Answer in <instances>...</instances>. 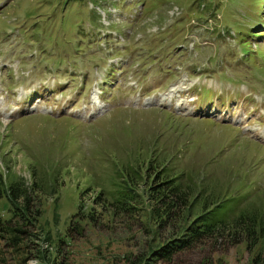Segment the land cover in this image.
Segmentation results:
<instances>
[{"label": "rangeland", "instance_id": "1", "mask_svg": "<svg viewBox=\"0 0 264 264\" xmlns=\"http://www.w3.org/2000/svg\"><path fill=\"white\" fill-rule=\"evenodd\" d=\"M238 28L264 30V0H0V191L44 187L27 192L45 259L26 264L140 253L138 222L93 197L110 199L113 170L145 155L223 200V220L264 217V38L242 43ZM79 205L95 220L67 230ZM221 237L168 264H263L264 250L250 263L258 243Z\"/></svg>", "mask_w": 264, "mask_h": 264}, {"label": "trees", "instance_id": "2", "mask_svg": "<svg viewBox=\"0 0 264 264\" xmlns=\"http://www.w3.org/2000/svg\"><path fill=\"white\" fill-rule=\"evenodd\" d=\"M254 23L257 28L259 24H263L260 20H255ZM241 29L233 30L242 43L244 36L254 38L260 35L264 38V30L254 33L253 30L245 29L246 32L243 30L242 33ZM157 161L158 158L145 155L138 159L133 168L127 164L115 168L111 178L113 190L110 199H102V189L93 197L95 205H108L112 213L122 214L127 219L138 222L142 235H148L140 253L135 254L134 258L124 255V264H168L180 252L197 246L206 239L221 236L227 237V242L233 244L244 241L246 249L254 250L258 243L254 252L256 254L250 263L261 261L260 254L264 250V217H260L254 209H244L236 218L223 220L221 216L226 211L223 200H217L203 186L186 181L181 177L182 172L165 169L162 164L158 167ZM150 170L153 171V176L148 173ZM27 187L44 188L39 183L36 186L33 180L29 185L11 182L0 191V198H4L1 207L5 211V216L0 214V264L8 260H12V264H26L31 255L45 259L42 249L35 248V253L32 251L31 245L37 244L33 239L41 236L37 230H41L38 220L42 209L39 208L40 204L33 207V199L30 197L32 193L27 192ZM80 206L82 205L69 216L67 230L78 228L75 226L78 224L75 223L76 220H95L94 207L90 213L87 210L86 214L78 213ZM161 227L170 231L164 237L166 239L157 234ZM41 240L49 241V236L44 234ZM58 241L64 242V239ZM54 258L51 259V264H55Z\"/></svg>", "mask_w": 264, "mask_h": 264}]
</instances>
